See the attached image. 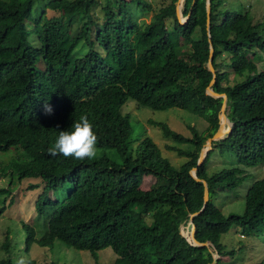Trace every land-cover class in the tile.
<instances>
[{"label": "trees", "instance_id": "16d2710c", "mask_svg": "<svg viewBox=\"0 0 264 264\" xmlns=\"http://www.w3.org/2000/svg\"><path fill=\"white\" fill-rule=\"evenodd\" d=\"M37 1L0 0V174L10 182L40 180L28 189L41 188L34 207L37 220H45L41 238L23 223L25 250L60 240L89 251L96 264L97 252L108 247L116 255L112 264H209V248L191 245L180 231L203 204V183L190 173L194 167L209 189L205 208L193 218L195 238L212 242L220 255L217 264L243 250H228L221 242L231 228L245 238L263 235L264 176L249 168H264V68L252 59L264 57V7L256 18L255 4L209 0L208 36L206 0L183 1L181 13H189L184 23L176 15L177 0H161L148 23L137 21L131 10L132 4L148 10L146 0H51L49 17L45 10L33 12ZM257 2L264 6V0ZM98 5L100 17L93 10ZM210 45L212 88L226 94L233 125L197 166L200 150L219 126L222 105L206 92L212 79ZM129 99L154 110L184 109L208 123L202 132L190 126L191 135L185 136L149 120L164 138L190 144V149L167 145L185 158L181 165L163 157L145 130L133 138L122 111ZM81 115L94 125L97 157L50 155L59 132L73 130ZM215 151L232 165L209 174ZM250 176L243 212L223 213L215 197L235 191ZM12 204L3 199L0 216ZM0 264L13 263L0 258Z\"/></svg>", "mask_w": 264, "mask_h": 264}, {"label": "rangeland", "instance_id": "374dc122", "mask_svg": "<svg viewBox=\"0 0 264 264\" xmlns=\"http://www.w3.org/2000/svg\"><path fill=\"white\" fill-rule=\"evenodd\" d=\"M51 0H39L36 3L33 12L41 15V11L45 10L46 15L52 16L54 13L46 8V3ZM149 2V9L146 11L140 10L135 4L131 5L133 16L137 21L150 22L152 15L157 7L161 5V0H146ZM245 5L255 4L256 18L263 13V4H259L257 0H230L231 4H238L239 2ZM100 6H94V12L100 17L102 12ZM183 18L186 15L181 13ZM32 39V37H31ZM33 41V40H32ZM34 42V41H33ZM34 44H37L34 42ZM85 47L79 44V54H82ZM261 68H264V57H252ZM227 69V68H226ZM229 82H234V74L229 72ZM123 113H127L132 127V136L134 139L138 138L141 131L145 130V134L149 136L161 150L162 156L175 167L181 165L185 158L178 155L175 150H169L167 145L176 146L181 149H190V144H182L174 142L170 139L164 138L162 130L159 126L149 124V120L162 122L167 124L172 130L190 136V126H194L198 132L204 131L208 127V123L202 118L188 112L187 110L171 107L164 110H154L149 107L136 104L134 100H128L122 108ZM137 141L133 142L135 146ZM109 152V150H107ZM113 157L114 153H110ZM229 156V155H228ZM118 158V157H117ZM7 158H5V161ZM232 165V159L222 155L219 151H215L208 162L207 171L212 174L223 167ZM257 170V176H264V168L257 166L249 168L250 173ZM256 176V177H257ZM258 176V177H260ZM10 176L0 174V189L9 190V193L0 192V206L3 204V199L6 204L13 200V204L6 207L5 211L0 216V258L10 259L13 264L21 257H24L28 263L34 261V264H96L91 253L86 250H77L73 247L67 246L60 240H54L50 247H41L36 243L31 244L29 250H25V231L23 223L33 227L35 237L41 238L45 233V220L39 221L36 218L35 200L41 191L38 187L34 190L28 189L30 183L39 182V179L25 178L21 182H10ZM253 177L250 176L243 182L235 191L221 193L215 197V205L223 212L242 213L244 210V195L247 188L251 184ZM152 184V181L151 183ZM148 184V185H150ZM144 185V187H148ZM53 197V195H51ZM60 197H62L60 195ZM55 196L54 199H63ZM187 224V223H186ZM186 224L181 225L184 234H187ZM8 237L9 248H5L4 241ZM221 242L227 246V249L237 250L238 247L243 246L241 252H236L234 256L221 258V264H247L251 261L264 259V234L257 238H248L243 236L236 228H231L230 231L223 235ZM116 255L111 248H105L97 252V259L99 264H112ZM220 259V257H219Z\"/></svg>", "mask_w": 264, "mask_h": 264}, {"label": "water", "instance_id": "95a60500", "mask_svg": "<svg viewBox=\"0 0 264 264\" xmlns=\"http://www.w3.org/2000/svg\"><path fill=\"white\" fill-rule=\"evenodd\" d=\"M183 1L184 0H177V2H176V15H177V18H178L180 23L186 22L188 15H189V13H188L185 18H183L181 16V7H182ZM210 13H211L210 12V1L206 0V26H207L208 36H209ZM212 56H213V47H212V45H210L209 59L207 62V67H208L209 71L212 73V79L210 81L209 86L206 88V92L208 95H210L214 98H221L222 105L220 108V112L218 114L219 126H218L216 132L210 138L207 139L206 143L204 144V146L200 150L199 158L197 160V166H200L203 163V161L207 155V152L212 149V143L214 141H217V140H219V141L223 140L224 136L231 131L232 125H233V123L227 117V96H226V94L225 93H217L212 88V85L215 83V79H216V71H215L213 64H212ZM225 127H226V129H225ZM196 170H197V167H194L190 171V173L196 181H200L203 183V186H204L203 204H202V207L199 211L190 214L189 220L186 224L187 231H191V238H189L187 235L184 234L181 227H180V231H181V234L186 238V240L191 245L208 247L212 253V262L209 264H217L220 255L217 252V250L215 249V246L212 244V242L211 241L199 242L195 238V224L193 223V218L196 215H198L200 212L203 211V209L205 208V206L209 200V189H208L207 181L204 179L198 178L196 175Z\"/></svg>", "mask_w": 264, "mask_h": 264}, {"label": "clouds", "instance_id": "9594fccd", "mask_svg": "<svg viewBox=\"0 0 264 264\" xmlns=\"http://www.w3.org/2000/svg\"><path fill=\"white\" fill-rule=\"evenodd\" d=\"M46 114L52 113V107L44 104ZM71 131H60L54 145L48 149L52 156L62 155L65 158L76 160H92L97 157L99 149L97 147L98 136L94 130V125L87 115H81L78 122L72 125ZM16 264H28L24 257L16 261Z\"/></svg>", "mask_w": 264, "mask_h": 264}, {"label": "bare ground", "instance_id": "6f19581e", "mask_svg": "<svg viewBox=\"0 0 264 264\" xmlns=\"http://www.w3.org/2000/svg\"><path fill=\"white\" fill-rule=\"evenodd\" d=\"M224 121H225V120H224ZM225 129H226V127H225ZM187 236H188L189 238H191V231H188Z\"/></svg>", "mask_w": 264, "mask_h": 264}]
</instances>
